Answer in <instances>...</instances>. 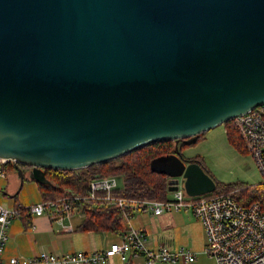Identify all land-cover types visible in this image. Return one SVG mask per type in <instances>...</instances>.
Wrapping results in <instances>:
<instances>
[{"label":"water","instance_id":"95a60500","mask_svg":"<svg viewBox=\"0 0 264 264\" xmlns=\"http://www.w3.org/2000/svg\"><path fill=\"white\" fill-rule=\"evenodd\" d=\"M262 105L264 0H0V159L20 186L175 140L152 170L213 193L179 143Z\"/></svg>","mask_w":264,"mask_h":264},{"label":"built area","instance_id":"2783aa9c","mask_svg":"<svg viewBox=\"0 0 264 264\" xmlns=\"http://www.w3.org/2000/svg\"><path fill=\"white\" fill-rule=\"evenodd\" d=\"M233 122L262 175L264 187V105L236 116ZM5 163L6 160L0 159L1 174H4L1 165ZM119 188L118 177H100L90 182L87 194L69 191L64 197L25 205L35 215L53 217L65 231L70 229L69 225H64L65 220L77 213L72 202L95 200L118 207L126 226V230L120 233V242L90 253L57 255L42 251L33 257L13 256L4 261L2 252L8 239V229L19 210L0 203V264H106L112 256H119L124 261L131 256H143L146 264H175L183 259L190 262L196 257L194 252L185 247L171 250L164 245L152 249L146 243L145 232L131 223L134 214L140 211L158 215L184 210L202 223L207 237L204 251L217 264H264V208L257 202L242 205L238 200L239 187L225 193L189 196L180 183L169 182L171 196L163 200L125 197L116 193Z\"/></svg>","mask_w":264,"mask_h":264},{"label":"crops","instance_id":"0c3cea01","mask_svg":"<svg viewBox=\"0 0 264 264\" xmlns=\"http://www.w3.org/2000/svg\"><path fill=\"white\" fill-rule=\"evenodd\" d=\"M188 149V148H187ZM183 154L186 155V150ZM119 185L122 179L118 177ZM170 192V191H169ZM167 197L171 196V192ZM43 200L38 183L26 176L22 186L17 171L0 173V203L7 208L19 205L36 204ZM84 216L79 212L65 220L64 226L53 217L35 215L25 211L14 218L8 229L2 259L10 257H33L42 251L63 255L67 253H90L103 250L111 244L120 242L121 235L113 231H83L81 226ZM135 228L145 232L147 245L157 249L164 245L171 250L180 247L194 252L193 261L181 260L175 264H217L214 258L205 253L207 237L202 223L189 211H166L154 215L150 211L136 212L131 220ZM106 264H146L143 256H131L124 261L119 256H112ZM156 264H169L158 262Z\"/></svg>","mask_w":264,"mask_h":264},{"label":"trees","instance_id":"16d2710c","mask_svg":"<svg viewBox=\"0 0 264 264\" xmlns=\"http://www.w3.org/2000/svg\"><path fill=\"white\" fill-rule=\"evenodd\" d=\"M223 125L228 142L244 154L247 153L246 146L233 120ZM204 137L205 133L199 137L198 141ZM197 142L191 145L180 142L179 149L188 162L199 163L214 179L216 189L213 194L225 193L237 186L240 189L238 200L242 205L248 206L257 202L264 208V187L261 182L254 185L248 183L223 184L213 177L200 155L186 157L183 154L186 148L197 144ZM175 145V140L157 142L109 162L91 165L78 170L47 169L46 177L53 183V186L38 184V187L43 200L57 199L66 196L69 191L87 194L92 180L100 177L116 176L122 179V186L116 190L117 194L136 199L163 200L168 195L170 177L165 173L153 171L151 162L159 156L173 153ZM1 167L3 173L17 171L18 168L16 163L12 161H6ZM19 167L23 168L24 171L29 170V167L24 164H19ZM72 206L84 216L81 226L83 231L109 230L121 233L126 230L123 222V213L118 207L95 200L72 202ZM16 208H18L19 214L30 211L25 208V205H19Z\"/></svg>","mask_w":264,"mask_h":264},{"label":"rangeland","instance_id":"374dc122","mask_svg":"<svg viewBox=\"0 0 264 264\" xmlns=\"http://www.w3.org/2000/svg\"><path fill=\"white\" fill-rule=\"evenodd\" d=\"M186 155H200L213 177L223 184L254 185L263 181L251 153L244 154L228 142L224 125L207 131L197 144L188 147Z\"/></svg>","mask_w":264,"mask_h":264},{"label":"bare ground","instance_id":"6f19581e","mask_svg":"<svg viewBox=\"0 0 264 264\" xmlns=\"http://www.w3.org/2000/svg\"><path fill=\"white\" fill-rule=\"evenodd\" d=\"M170 193V192H169Z\"/></svg>","mask_w":264,"mask_h":264}]
</instances>
